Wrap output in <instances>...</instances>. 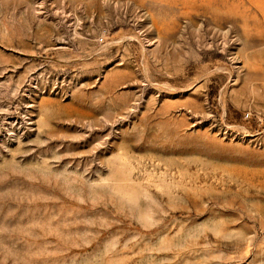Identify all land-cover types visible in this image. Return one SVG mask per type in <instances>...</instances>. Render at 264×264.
I'll use <instances>...</instances> for the list:
<instances>
[{
	"label": "rangeland",
	"instance_id": "1",
	"mask_svg": "<svg viewBox=\"0 0 264 264\" xmlns=\"http://www.w3.org/2000/svg\"><path fill=\"white\" fill-rule=\"evenodd\" d=\"M0 264H264V0H0Z\"/></svg>",
	"mask_w": 264,
	"mask_h": 264
},
{
	"label": "built area",
	"instance_id": "2",
	"mask_svg": "<svg viewBox=\"0 0 264 264\" xmlns=\"http://www.w3.org/2000/svg\"><path fill=\"white\" fill-rule=\"evenodd\" d=\"M248 115H249L248 113H247V114H245V117H248Z\"/></svg>",
	"mask_w": 264,
	"mask_h": 264
}]
</instances>
